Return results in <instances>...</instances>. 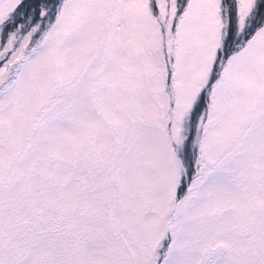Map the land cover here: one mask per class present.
I'll return each instance as SVG.
<instances>
[{"label": "snow or ice", "instance_id": "obj_1", "mask_svg": "<svg viewBox=\"0 0 264 264\" xmlns=\"http://www.w3.org/2000/svg\"><path fill=\"white\" fill-rule=\"evenodd\" d=\"M0 264H264V0H0Z\"/></svg>", "mask_w": 264, "mask_h": 264}]
</instances>
